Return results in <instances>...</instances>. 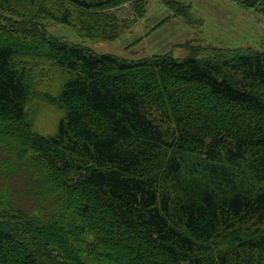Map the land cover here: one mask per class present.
<instances>
[{
  "label": "trees",
  "instance_id": "obj_1",
  "mask_svg": "<svg viewBox=\"0 0 264 264\" xmlns=\"http://www.w3.org/2000/svg\"><path fill=\"white\" fill-rule=\"evenodd\" d=\"M148 1L0 0V175L38 202L0 194V264H264V50L128 61L41 29L114 40ZM46 65L51 134L25 109Z\"/></svg>",
  "mask_w": 264,
  "mask_h": 264
},
{
  "label": "rangeland",
  "instance_id": "obj_2",
  "mask_svg": "<svg viewBox=\"0 0 264 264\" xmlns=\"http://www.w3.org/2000/svg\"><path fill=\"white\" fill-rule=\"evenodd\" d=\"M175 1L176 9H169L159 0H149L145 15L132 21L114 40L84 37L71 26L50 20L43 21L41 29L47 35L93 53L112 54L128 61L165 54L175 58L195 56L204 59L217 56L219 50L226 53L228 48L264 50V12L246 9L233 0ZM122 12L128 14L126 8ZM6 15H0V23L6 21ZM48 67L43 68V74L39 72L41 68L34 69L42 75L25 102L26 118H30L32 127L43 134L53 133L62 115L60 108L42 97L44 92H57L63 77L58 70ZM0 157L12 162L2 151ZM19 173L22 170L0 175V194L29 213L35 211V207L38 211V202L20 190ZM47 207L52 209L49 203Z\"/></svg>",
  "mask_w": 264,
  "mask_h": 264
}]
</instances>
